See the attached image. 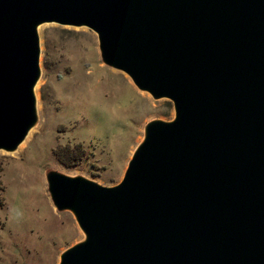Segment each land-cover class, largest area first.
I'll return each instance as SVG.
<instances>
[{"label": "water", "instance_id": "1", "mask_svg": "<svg viewBox=\"0 0 264 264\" xmlns=\"http://www.w3.org/2000/svg\"><path fill=\"white\" fill-rule=\"evenodd\" d=\"M87 27L106 65L172 116L119 181L45 172L83 236L57 264H264V0H0V149L37 120V27Z\"/></svg>", "mask_w": 264, "mask_h": 264}, {"label": "rangeland", "instance_id": "2", "mask_svg": "<svg viewBox=\"0 0 264 264\" xmlns=\"http://www.w3.org/2000/svg\"><path fill=\"white\" fill-rule=\"evenodd\" d=\"M37 31V120L14 150L0 149V264H57L83 236L72 213L53 206L48 169L114 184L144 123L172 116L167 98H152L102 62L91 29L43 22Z\"/></svg>", "mask_w": 264, "mask_h": 264}, {"label": "trees", "instance_id": "3", "mask_svg": "<svg viewBox=\"0 0 264 264\" xmlns=\"http://www.w3.org/2000/svg\"><path fill=\"white\" fill-rule=\"evenodd\" d=\"M64 152H65L64 155H66V158H74L75 156V153L72 149L66 148Z\"/></svg>", "mask_w": 264, "mask_h": 264}]
</instances>
